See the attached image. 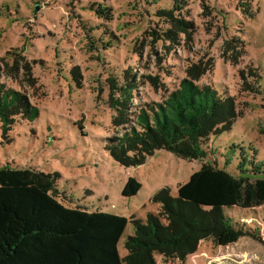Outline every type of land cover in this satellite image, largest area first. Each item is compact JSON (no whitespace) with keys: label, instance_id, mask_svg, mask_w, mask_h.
Returning <instances> with one entry per match:
<instances>
[{"label":"rangeland","instance_id":"374dc122","mask_svg":"<svg viewBox=\"0 0 264 264\" xmlns=\"http://www.w3.org/2000/svg\"><path fill=\"white\" fill-rule=\"evenodd\" d=\"M173 6L182 9L175 15L194 26L189 36L177 33L174 42L163 38L169 26L161 14ZM231 39L240 45L224 54ZM7 53L9 65L15 53L31 63L37 81L23 76L22 61L18 77L1 66L0 85L25 94L39 117L16 122L5 138L0 131V165L58 173L63 206L125 218L121 258L134 233L130 221L158 214L152 197L165 188L175 197L201 163L162 150L138 167L116 163L105 150L106 139L121 131L111 125L110 80L130 77L135 113L161 101L163 90L175 87L189 67L211 59L196 84L234 97L241 115L229 131L211 136L214 161L234 175L240 154L258 169L264 165V0H0V60ZM76 67L81 88L72 82ZM147 77H157L164 88L155 90ZM80 120L84 136L76 125ZM227 155L232 160L226 167ZM129 178L141 189L126 198L121 193ZM225 215L252 235L226 247L202 241L184 260L154 255L156 264H264V206L226 208Z\"/></svg>","mask_w":264,"mask_h":264},{"label":"trees","instance_id":"16d2710c","mask_svg":"<svg viewBox=\"0 0 264 264\" xmlns=\"http://www.w3.org/2000/svg\"><path fill=\"white\" fill-rule=\"evenodd\" d=\"M179 4L183 6L184 1ZM202 8L209 9L205 4ZM181 10L173 6L161 11L169 26L163 33L166 41H176L177 33L189 36L193 32L192 22L175 15ZM234 44L240 42L225 41L224 54L234 49ZM7 56L9 53L0 60V68L18 77L19 62L24 61L23 76L37 81L31 63L15 53L10 55L9 65ZM208 60L209 64L202 60L189 67L186 77L175 87L163 90L161 101L146 104L135 113L131 111L135 85L130 77L125 75L124 82L109 81L111 125L121 131L106 139L105 150L116 163L125 168L138 167L161 150L201 163V168L177 188L175 197L168 188L152 197V203L160 206L158 214L130 221L134 233L125 241L124 258L119 255L118 243L128 225L125 218L63 206L56 189L58 173L0 165V264H156L154 255L164 260H184L197 251L202 241L226 247L251 236L236 228L225 210L264 206V165L258 169L240 154L239 174L234 175L214 161L215 154L209 148L211 136L229 131L241 115L234 97L221 96L211 87L196 84L209 71ZM71 76L81 88L77 67ZM147 79L155 90L164 88L157 77ZM38 117V108L25 94L0 85L2 138L16 122L31 123ZM76 125L84 136L83 120ZM231 160V156L225 157L226 167ZM140 189L141 184L129 178L121 194L133 197Z\"/></svg>","mask_w":264,"mask_h":264}]
</instances>
